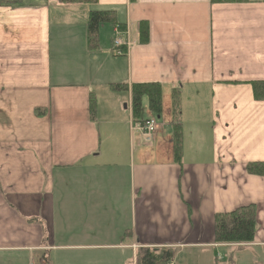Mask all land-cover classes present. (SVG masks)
I'll list each match as a JSON object with an SVG mask.
<instances>
[{
  "label": "crops",
  "instance_id": "crops-1",
  "mask_svg": "<svg viewBox=\"0 0 264 264\" xmlns=\"http://www.w3.org/2000/svg\"><path fill=\"white\" fill-rule=\"evenodd\" d=\"M97 2L0 0V253L16 255L0 264H137L143 249L215 264L225 250L264 249V178L246 172L264 162L252 87L264 82V0ZM94 9L125 31L101 25L92 51ZM134 84L161 87L160 121L147 99L133 119ZM151 118L146 143L139 121ZM248 206L253 243L215 244V217Z\"/></svg>",
  "mask_w": 264,
  "mask_h": 264
},
{
  "label": "trees",
  "instance_id": "trees-1",
  "mask_svg": "<svg viewBox=\"0 0 264 264\" xmlns=\"http://www.w3.org/2000/svg\"><path fill=\"white\" fill-rule=\"evenodd\" d=\"M2 2L6 0H1ZM133 1V0H131ZM212 4L244 3L248 0H210ZM60 4L88 6L97 5V0H58ZM101 25L117 27L120 32L125 27L116 20L114 11L91 10L89 12L87 35L90 50L98 47V31ZM139 41L141 44L148 42V25L141 23L139 28ZM253 96L256 101H264V82L252 83ZM119 90L120 86H113ZM132 117L138 121L143 114V99H147V110L149 114L158 117L162 112V91L157 84H134L131 86ZM179 95L173 93L172 119L174 123L173 150L176 160H180L181 135L178 117ZM142 125L146 121H139ZM246 172L250 175L264 178V162L249 163ZM256 226V210L254 206L238 208L228 214H219L215 217L214 242L218 245H247L254 241ZM174 257V251L170 249L149 250L143 249L137 257V264H170Z\"/></svg>",
  "mask_w": 264,
  "mask_h": 264
},
{
  "label": "rangeland",
  "instance_id": "rangeland-1",
  "mask_svg": "<svg viewBox=\"0 0 264 264\" xmlns=\"http://www.w3.org/2000/svg\"><path fill=\"white\" fill-rule=\"evenodd\" d=\"M108 27V26H106ZM166 115L163 111L158 116L160 121V116ZM143 116H147L146 111L143 110ZM172 116V115H171ZM218 261L215 264H264V249L262 248H245L242 250H225L219 253ZM16 257L15 254L11 253H0V259H11ZM222 258V259H221ZM6 261V260H5ZM212 264L213 260L211 259Z\"/></svg>",
  "mask_w": 264,
  "mask_h": 264
},
{
  "label": "built area",
  "instance_id": "built-area-1",
  "mask_svg": "<svg viewBox=\"0 0 264 264\" xmlns=\"http://www.w3.org/2000/svg\"><path fill=\"white\" fill-rule=\"evenodd\" d=\"M119 40H115L113 43L114 49L120 54L119 49L123 46ZM157 130L156 120L151 118L147 120L141 127L140 131L142 133V138L146 143H150L153 139V136Z\"/></svg>",
  "mask_w": 264,
  "mask_h": 264
}]
</instances>
